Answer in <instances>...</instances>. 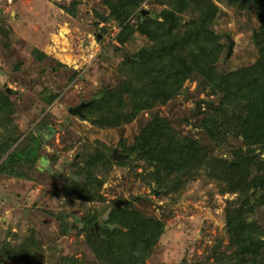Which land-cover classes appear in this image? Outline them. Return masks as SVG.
I'll return each mask as SVG.
<instances>
[{
    "label": "rangeland",
    "instance_id": "obj_1",
    "mask_svg": "<svg viewBox=\"0 0 264 264\" xmlns=\"http://www.w3.org/2000/svg\"><path fill=\"white\" fill-rule=\"evenodd\" d=\"M214 2L219 7L215 28L221 42L228 44L227 52L226 36L234 43L228 55L232 59L227 64L220 61L218 68L229 70L253 62L257 51L251 34L259 23L257 14L238 11L222 0ZM163 7L161 0H145L139 9L156 15ZM107 13L101 0H0V89L14 103L13 120L23 136L42 135L39 146L28 142L26 150L32 146L37 150L31 160L23 155L16 162L21 175L0 172V264H111L98 258L86 241L83 220L95 216L98 229L111 207L122 201L164 223L146 264H240L223 261L231 252L224 210L235 194L222 193L223 183L204 167L189 176L173 204L158 196L154 183L148 185L129 166L114 163L98 172L104 178L103 200L83 202L60 191L65 180L75 177L74 157L79 163L84 152L94 147L112 153L121 141L129 145L151 113L166 117L182 134L198 137L220 169L225 165L220 160L232 157L230 148L241 144L236 139L216 144L196 127L198 110H205L207 100H216L196 78L186 80L166 103L143 110L119 127L100 128L71 115L69 108L126 80L122 61L148 42L135 31L118 44L120 27L115 20L100 17ZM34 47L46 54L43 60L33 57ZM246 217L264 229V204ZM25 243L30 245L26 260L9 258L1 250ZM215 253L224 259L219 262Z\"/></svg>",
    "mask_w": 264,
    "mask_h": 264
},
{
    "label": "trees",
    "instance_id": "obj_2",
    "mask_svg": "<svg viewBox=\"0 0 264 264\" xmlns=\"http://www.w3.org/2000/svg\"><path fill=\"white\" fill-rule=\"evenodd\" d=\"M101 1L108 9L101 19H113L120 27L118 44L125 43L135 31L148 42L122 61L129 77L114 87L103 88L89 100L80 117L96 127H119L138 118L143 110L166 103L180 92L186 80L196 78L216 99L207 100L205 110H198L201 114L196 127L216 144H230L231 139L241 144L230 148L232 157L220 160L225 163L220 169L198 137L182 134L166 117L151 113L133 142L126 145L121 141L114 149L128 157H114L107 148L84 152L79 163L73 158L75 177L65 180L60 191L83 202L103 200L100 189L104 178H99L98 172L114 163L129 166L148 185L154 183L152 188L158 196L169 198L173 204L182 195L189 176L204 167L223 183L222 193L235 194L224 210V231L231 252L223 261L264 263V229L246 217L264 204V0H222L238 11H254L259 20L251 34L256 59L229 70L218 68L220 61L227 64L232 58L226 53L228 44L221 42L222 35L215 28L219 7L214 0H161L164 7L156 15L139 9L145 0ZM226 38L229 40V36ZM31 53L37 60L46 57L36 47ZM13 115L14 103L0 89V172L21 175L15 169L16 162L24 156L31 160L42 135L23 136ZM29 141L35 146L26 150ZM137 168H142L143 174ZM96 219L90 216L83 220L86 241L98 258L111 264H146L164 229L160 219L141 213L130 201L112 206L98 229ZM1 250L7 251L9 258L26 260L30 245L8 244ZM214 256L219 262L224 259L219 253Z\"/></svg>",
    "mask_w": 264,
    "mask_h": 264
},
{
    "label": "water",
    "instance_id": "obj_3",
    "mask_svg": "<svg viewBox=\"0 0 264 264\" xmlns=\"http://www.w3.org/2000/svg\"><path fill=\"white\" fill-rule=\"evenodd\" d=\"M233 44L234 43H233L232 39L229 38V49H228L227 55H229L230 51L232 50ZM89 104H90V101L82 102V103H80L74 107L69 108L68 112L71 115L83 116L84 114L82 113V109L85 108L86 106H88ZM113 155H114V157L121 158V159L128 157L127 154L118 153L116 150L113 151Z\"/></svg>",
    "mask_w": 264,
    "mask_h": 264
}]
</instances>
